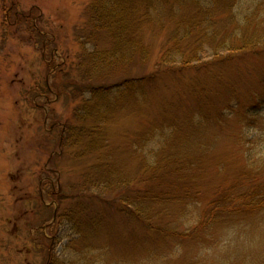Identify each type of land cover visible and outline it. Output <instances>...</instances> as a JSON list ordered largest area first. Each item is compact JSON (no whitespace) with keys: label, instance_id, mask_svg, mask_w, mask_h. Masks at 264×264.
Masks as SVG:
<instances>
[{"label":"rangeland","instance_id":"1","mask_svg":"<svg viewBox=\"0 0 264 264\" xmlns=\"http://www.w3.org/2000/svg\"><path fill=\"white\" fill-rule=\"evenodd\" d=\"M90 1L0 0V264H44L49 251H61L71 233L52 218L59 209L52 191L66 196L60 208L84 202L90 214H100L104 221L94 240L97 247H90L87 258L78 264H263L259 256H264V218L260 215L232 216L229 224H212L198 234L160 245L149 240L125 245L131 230L136 231L138 242L144 238L142 224H127L116 207L106 204L110 194L103 201L90 196L92 192L81 196L78 186L94 176L95 163L113 151L119 171L136 177L134 136L178 95L193 91V85L209 87L215 104L211 110L223 107L225 111L190 147L200 165L187 171L197 173L204 183H197L204 188L202 201L212 197L216 188L234 190L264 182V100L253 117L239 124L234 109L222 102L232 90L242 98L260 90L264 53L217 64L209 51H201L206 67L159 73L145 106L140 109L133 98L119 105L95 135L82 133L94 132L92 119L80 122L75 116L91 92L70 86L68 73L82 49L90 48L95 39L87 40ZM260 1L237 0L233 10L251 11ZM99 36L102 45L106 37ZM165 39L166 31L144 34L143 40L151 44L146 71L154 67ZM131 60L130 71L136 75L140 65L136 58ZM122 75L115 71L103 79L111 85ZM67 124L75 129L65 134ZM81 124L85 130L78 128ZM93 136L95 149L88 148Z\"/></svg>","mask_w":264,"mask_h":264},{"label":"trees","instance_id":"2","mask_svg":"<svg viewBox=\"0 0 264 264\" xmlns=\"http://www.w3.org/2000/svg\"><path fill=\"white\" fill-rule=\"evenodd\" d=\"M236 3L237 0H91L87 7V40L95 39L90 48L82 49L81 57L68 73L70 86L91 92L75 116L80 122L92 119L94 132L82 133L95 135L97 128L113 118L118 106H124L126 101L134 98L140 109L145 106L159 73L206 67L201 51H209L217 64L250 53H264V0L244 13L233 10ZM161 31H166V39L154 67L146 71L151 44L143 36ZM99 35L106 37L102 45L98 42ZM133 58L140 65L136 75L130 71ZM115 71L124 75L111 85L106 84L103 78ZM213 77L217 83L220 81ZM65 87L64 82V90ZM193 87V91L178 95L176 101L163 107L134 136L136 177L119 171L113 151L104 155L102 162L95 163L94 176L78 186L81 196L92 192L90 196L103 201L110 194L111 198L105 197L106 204L116 207L126 217L127 224H142L144 238L138 242L136 231L131 230L124 242L122 239L125 245L137 241L138 246L146 240L160 245L165 240H180L212 224H229L232 216L264 218V182L234 190L216 188L212 197L202 201L204 188L197 183H204L196 172L197 176L187 171L188 167L200 165V158L194 159L190 147L192 141H198L202 132L208 130L213 119L225 116V111L223 107L211 110L215 104L209 87ZM259 88L246 98L232 90L230 98L222 101L234 109L238 124L253 117L256 106L263 102L264 83L260 82ZM78 128L85 130L86 126L81 124ZM73 129L74 124H67L64 132L68 134ZM65 134L60 137L62 144ZM96 139V136L91 138L88 148L95 149ZM207 150L208 147L204 151ZM60 194L51 192L59 206L52 218L66 226L71 235L58 254L48 252L44 264H78L87 258L90 247H97L94 240L99 237V227L104 221L100 214H90L84 202L60 208L66 198ZM198 203L203 204L195 213ZM259 258L264 264V256Z\"/></svg>","mask_w":264,"mask_h":264}]
</instances>
